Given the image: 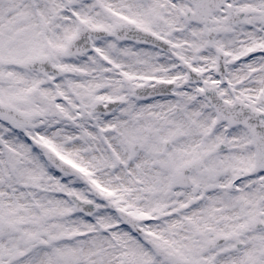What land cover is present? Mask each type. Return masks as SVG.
<instances>
[{
    "label": "snow or ice",
    "instance_id": "1",
    "mask_svg": "<svg viewBox=\"0 0 264 264\" xmlns=\"http://www.w3.org/2000/svg\"><path fill=\"white\" fill-rule=\"evenodd\" d=\"M0 264H264V0H0Z\"/></svg>",
    "mask_w": 264,
    "mask_h": 264
}]
</instances>
